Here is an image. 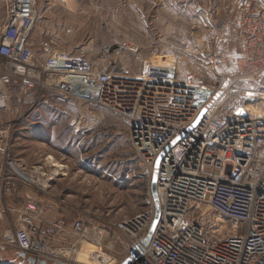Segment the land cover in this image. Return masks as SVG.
Masks as SVG:
<instances>
[{"label": "built area", "instance_id": "built-area-1", "mask_svg": "<svg viewBox=\"0 0 264 264\" xmlns=\"http://www.w3.org/2000/svg\"><path fill=\"white\" fill-rule=\"evenodd\" d=\"M36 16V0H11L0 21V199L14 202L4 207L11 223L3 243L36 264H122L134 248L142 255L129 264H264V115L241 112L254 95L264 103V0H239L238 74L211 77L209 85L196 74L180 77L166 61H147L139 74L112 72L51 39L37 43ZM222 34L228 42L237 39ZM229 60L224 46L202 53L214 71ZM47 95L125 118L141 176L150 183L165 154L157 181L161 216L147 247L156 216L151 191L141 213L119 222L79 216L69 225L72 240L55 247L65 219L45 220L37 195L53 179L43 166L29 169L14 151L20 110Z\"/></svg>", "mask_w": 264, "mask_h": 264}, {"label": "rangeland", "instance_id": "rangeland-1", "mask_svg": "<svg viewBox=\"0 0 264 264\" xmlns=\"http://www.w3.org/2000/svg\"><path fill=\"white\" fill-rule=\"evenodd\" d=\"M10 1L0 0V21ZM236 1L36 0L32 39H51L62 51L83 52L112 72L128 69L139 74L147 61H166L177 66L180 77L196 74L200 84L209 85L211 77L231 79L238 74L226 49L236 45V53L240 46L238 11L229 16ZM222 30L236 41H226ZM215 46H224L230 60L214 71L202 62V53ZM254 97L242 107L247 105L250 114L254 109L264 112V103ZM30 102L20 110L14 151L29 169L43 166L53 179L50 189L37 195L49 223L57 220L59 211L66 215L67 230L56 248L72 240L69 225L74 218L115 223L145 209L151 183L141 176L125 118L56 95H47L33 108ZM4 225L0 218V247L7 249L0 251V264H29L15 247L3 243ZM122 242L128 243L126 238Z\"/></svg>", "mask_w": 264, "mask_h": 264}, {"label": "water", "instance_id": "water-1", "mask_svg": "<svg viewBox=\"0 0 264 264\" xmlns=\"http://www.w3.org/2000/svg\"><path fill=\"white\" fill-rule=\"evenodd\" d=\"M203 114L199 117L198 121L196 122L195 126L198 125V123L200 122V120L202 119ZM165 154H163L162 156H160V158L158 159L156 166H155V172L153 175V179L151 182V192H152V196L155 199V204H156V216L154 219V222L152 224V227L148 233V236L146 237V239L143 241V247H147L152 239V235L154 234L156 227L158 225V222L160 220V216H161V206L158 200V194H157V181H158V168L160 165V162L163 158ZM142 255L141 249L140 248H134L131 251V257L129 259H127L126 261H124L122 264H129L132 262V260H136L138 258H140V256ZM25 256V255H23ZM29 262L30 264H36L37 260L35 258H29ZM38 264H46V262H38Z\"/></svg>", "mask_w": 264, "mask_h": 264}, {"label": "crops", "instance_id": "crops-1", "mask_svg": "<svg viewBox=\"0 0 264 264\" xmlns=\"http://www.w3.org/2000/svg\"><path fill=\"white\" fill-rule=\"evenodd\" d=\"M234 6V10H232V11H238L239 10V0H237L236 1V3L233 5ZM226 49H227V51L230 53V56H232V57H234V59H236L235 57H237V56H239V54H240V46H239V49L237 50V52L236 53H234V49H236V45H229V46H227L226 47ZM57 202H59L58 200H56ZM14 204V202L13 201H11V200H6V199H0V218H1V220L5 223V227L3 228V230H4V234H5V232H6V222H7V219H9V215L6 213V211H5V205H7V207H10V206H12ZM62 211H64L65 212V210L64 209H62ZM64 215H65V213H64ZM64 215H62V214H60V211H59V215H58V218H62L63 219V217L65 218V216ZM57 218V219H58ZM44 219L45 220H48L45 216H44ZM11 223V219H9V224ZM4 236V235H3ZM2 247V248H1ZM0 247V251L3 249V251L4 252H6L7 251V249L5 248V247H3V246H1ZM2 252V251H1Z\"/></svg>", "mask_w": 264, "mask_h": 264}, {"label": "bare ground", "instance_id": "bare-ground-1", "mask_svg": "<svg viewBox=\"0 0 264 264\" xmlns=\"http://www.w3.org/2000/svg\"><path fill=\"white\" fill-rule=\"evenodd\" d=\"M247 106V105H246ZM252 106V105H251ZM251 106H250V108H251ZM245 110H249L250 111V109H243L241 112H243L242 114L244 115V114H246V113H244V111ZM253 112H255L256 113V115H258V116H262V115H264V112L262 111V109H254V111Z\"/></svg>", "mask_w": 264, "mask_h": 264}, {"label": "trees", "instance_id": "trees-1", "mask_svg": "<svg viewBox=\"0 0 264 264\" xmlns=\"http://www.w3.org/2000/svg\"><path fill=\"white\" fill-rule=\"evenodd\" d=\"M65 219H66V218H65ZM75 219H76V218H74V220H75ZM74 220H73V221H74Z\"/></svg>", "mask_w": 264, "mask_h": 264}]
</instances>
